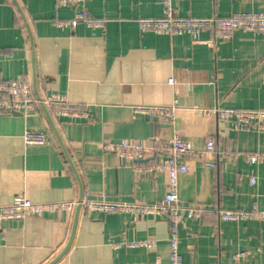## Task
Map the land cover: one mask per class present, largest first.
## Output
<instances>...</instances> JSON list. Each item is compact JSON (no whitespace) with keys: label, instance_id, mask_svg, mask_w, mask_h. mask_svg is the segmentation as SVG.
<instances>
[{"label":"crops","instance_id":"0c3cea01","mask_svg":"<svg viewBox=\"0 0 264 264\" xmlns=\"http://www.w3.org/2000/svg\"><path fill=\"white\" fill-rule=\"evenodd\" d=\"M15 1L23 15L14 0H0V81L25 75L41 97L60 93L82 104L86 116L49 113L53 130L41 106L28 115L0 112V205L20 193L35 203L69 204L60 213L3 222L0 264L49 263L65 247L73 225L69 248L53 264H167L172 233L182 264H264V223L256 217L238 222L207 217L172 229L155 215H88L76 209L79 197L160 201L166 174L137 169L147 160L120 161L103 144L127 139L155 146L172 131L194 150L212 137L217 152L235 153L232 159L215 156L212 166L195 161L189 173L179 174L181 205L259 209L264 162L251 164L244 154L264 152V131L233 130L205 120L196 108H264V34L237 30L223 39L210 32L196 38L141 33L136 19L160 16L162 0H88L86 8L104 18L105 27L60 28L55 22L70 19L73 7H58L55 0ZM173 8L178 17H225L264 12V0H174ZM174 100L181 110L172 123L133 113L138 105ZM26 129L45 132L49 143L26 146ZM148 238L156 240L150 249L128 244Z\"/></svg>","mask_w":264,"mask_h":264},{"label":"built area","instance_id":"2783aa9c","mask_svg":"<svg viewBox=\"0 0 264 264\" xmlns=\"http://www.w3.org/2000/svg\"><path fill=\"white\" fill-rule=\"evenodd\" d=\"M88 0H55L58 7H73V16L66 20H57L55 24L60 27H74L79 23L90 28L103 29L106 24L104 18H98L86 8ZM174 0H162V14L158 17L137 18L136 23L141 33L148 31L167 34H186L194 38L204 32H210L217 38H229L235 31L258 32L264 34V12H235L225 17L210 16L205 18L178 17L174 13ZM41 97V96H40ZM40 102L55 118L85 115V108L80 103L69 102L60 93H50L36 98L28 77L18 76L11 80L0 81V112H21L28 115L36 111ZM176 100L170 105H138L133 107V113L145 114L149 119L160 123H172L175 115L180 112ZM195 110V109H193ZM199 110L206 120L216 119L223 122L233 130L255 129L264 131V108L239 109V108H201ZM26 146L44 145L49 143L48 135L43 131L26 129L22 135ZM103 149L114 153L120 161L147 160L137 169L164 172L167 177L166 192L160 201L155 203H133L123 201H109L106 199H81L79 206L86 214L118 213L142 218L149 215L163 217L172 229L184 221H200L203 218L215 217L219 221H243L258 218L264 223V196L262 206L249 210H225L219 207H206L197 204L181 205L176 196L177 177L182 173H189L195 161L204 165H214L215 156L218 159H232L234 152L225 153L216 151L215 140L208 137L202 150H194L190 142L178 132L172 131L165 134L155 146H145L122 139L116 143H105ZM152 157L153 160L150 158ZM245 159L251 164L264 162V152H247ZM155 159V160H154ZM251 184L255 177H250ZM74 204V203H72ZM69 208L67 202L35 203L30 201L23 193L13 197L11 204L0 205V229L5 221L22 220L27 217H41L46 213H60ZM155 239L148 238L141 241H132V247H145L150 249L155 244ZM169 261L167 264H182V257L178 250L177 237L172 233L168 238ZM241 254H236L238 259ZM158 264V263H154Z\"/></svg>","mask_w":264,"mask_h":264},{"label":"water","instance_id":"95a60500","mask_svg":"<svg viewBox=\"0 0 264 264\" xmlns=\"http://www.w3.org/2000/svg\"><path fill=\"white\" fill-rule=\"evenodd\" d=\"M14 2H15V4H16V6H17V7L19 8V10H20V7H19L18 3H17L15 0H14ZM20 11H21V10H20ZM21 14H22V11H21ZM22 15H23V14H22ZM24 21H25V23H26V25H27V22H26L25 18H24ZM27 27H28V26H27ZM32 52H33V51H32ZM33 74H34V73H33ZM32 88H33L34 95L36 96V98H37L38 100H40L41 97H40V95H39V93H38V90H37V87H36V83H35L34 80L32 81ZM39 105H40L41 108L43 109V111H44V113H45V115H46V117H47V119H48L49 124L51 125V127L53 128V130H55L54 125H53V122H52V119H51V116H50V114H49V111H48L47 108L42 104V102H40ZM80 201H81V197H79V199L77 200L76 209L79 208V203H80ZM71 231H72V232H71V237H70V239L67 241L65 247L62 249V251L59 253V255H57V257H55L54 259H52V260H51L49 263H47V264H53V263H55V262L59 259V257L62 256V255L66 252V250L69 248L70 243H71L72 234H73V232H74V225H73Z\"/></svg>","mask_w":264,"mask_h":264}]
</instances>
